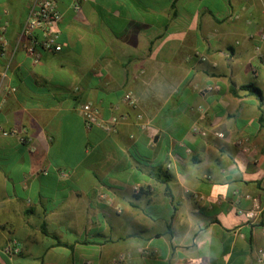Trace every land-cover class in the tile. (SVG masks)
I'll return each instance as SVG.
<instances>
[{"label": "crops", "instance_id": "0c3cea01", "mask_svg": "<svg viewBox=\"0 0 264 264\" xmlns=\"http://www.w3.org/2000/svg\"><path fill=\"white\" fill-rule=\"evenodd\" d=\"M35 2L0 0V264H254L264 0H56L37 60ZM85 103L119 122L86 127Z\"/></svg>", "mask_w": 264, "mask_h": 264}, {"label": "built area", "instance_id": "2783aa9c", "mask_svg": "<svg viewBox=\"0 0 264 264\" xmlns=\"http://www.w3.org/2000/svg\"><path fill=\"white\" fill-rule=\"evenodd\" d=\"M83 0H71V8L74 11H78ZM61 18V13L57 9L56 0H36L33 8L31 9L27 22L23 29V34L26 35L29 39V44L26 47V52L34 59L37 60L38 50H47L57 52L61 50L60 43L57 42V31L56 25ZM5 25L0 22V46L4 45L3 34L5 32ZM7 77V70L4 69L0 73V87L3 85L4 80ZM11 91H14V88H9ZM212 89L210 86L202 89L203 92ZM125 101L131 105L135 106L137 100L135 96L128 92L124 95ZM81 112L84 119L86 127L90 128L94 125L102 126L104 129L109 130L111 127L119 122L117 117H112L109 124L104 123L97 114V111L91 107L89 103H85L81 106ZM141 118V115H138ZM193 132H199L202 135H205L206 131L198 130L197 127L192 129ZM2 135H8L14 133V131L3 130ZM214 135L217 137H223V134L220 132H214ZM20 141L24 142L25 139L23 136H20ZM240 143V142H239ZM134 190L137 192L138 187H134ZM248 218L252 216L250 213H245ZM11 250L14 248L11 245H8L4 248V252L11 253ZM16 251V249H15ZM125 255H119L112 258L109 264H127L125 262ZM83 264H90L89 261L83 262ZM254 264H264V246L258 247L254 252Z\"/></svg>", "mask_w": 264, "mask_h": 264}, {"label": "trees", "instance_id": "16d2710c", "mask_svg": "<svg viewBox=\"0 0 264 264\" xmlns=\"http://www.w3.org/2000/svg\"><path fill=\"white\" fill-rule=\"evenodd\" d=\"M244 88H247L248 90H250L251 92H254L258 95V97L260 96V91L259 89H257L256 87H254L252 84H248L243 86Z\"/></svg>", "mask_w": 264, "mask_h": 264}]
</instances>
